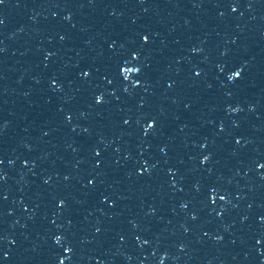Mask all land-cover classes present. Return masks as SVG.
<instances>
[{
	"label": "snow or ice",
	"instance_id": "obj_1",
	"mask_svg": "<svg viewBox=\"0 0 264 264\" xmlns=\"http://www.w3.org/2000/svg\"><path fill=\"white\" fill-rule=\"evenodd\" d=\"M235 75H239V73H236Z\"/></svg>",
	"mask_w": 264,
	"mask_h": 264
}]
</instances>
